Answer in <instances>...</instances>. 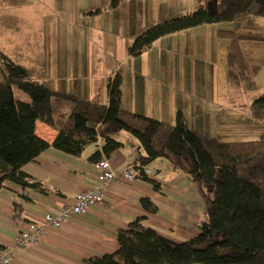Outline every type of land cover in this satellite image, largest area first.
<instances>
[{
  "label": "trees",
  "instance_id": "trees-1",
  "mask_svg": "<svg viewBox=\"0 0 264 264\" xmlns=\"http://www.w3.org/2000/svg\"><path fill=\"white\" fill-rule=\"evenodd\" d=\"M125 1L113 0L112 8ZM247 16L264 18V0H233L218 12L201 7L151 25L136 36L128 54L137 56L172 33ZM219 33L231 39V80L240 79L249 66L236 33ZM14 88L31 101L18 100ZM108 92L109 103L101 104L53 90L40 69L16 63L0 48V189L6 182L24 191L42 189L24 167L50 148L80 157L101 137L102 153L109 157L123 146L116 137L129 133L144 151L135 164L150 167L157 159H167L206 191L205 220L198 225L197 237L175 243L143 226L144 218H138L118 230L120 247L115 253L93 257L88 264H264V132L258 140L225 142L189 129L182 111L175 124L127 111L122 107L119 74L108 80ZM250 112L253 119L264 121V93L252 102ZM38 121L58 132L52 143L36 134ZM99 157L100 151L90 160L99 162ZM144 179L161 191L156 180ZM22 198L30 200L25 193ZM141 204L148 213L159 211L149 198H142ZM23 212L22 203L15 201L16 222L25 220ZM4 250L0 244V251Z\"/></svg>",
  "mask_w": 264,
  "mask_h": 264
},
{
  "label": "crops",
  "instance_id": "crops-1",
  "mask_svg": "<svg viewBox=\"0 0 264 264\" xmlns=\"http://www.w3.org/2000/svg\"><path fill=\"white\" fill-rule=\"evenodd\" d=\"M121 5L115 9L119 10ZM128 22L129 18L126 17L124 25ZM214 24L166 35L137 56L123 55L121 64L136 60L140 55L141 58H148L144 65L134 64L123 73L121 64L104 66V70H99L100 59H90L91 55L101 57L97 54L94 40L89 43V59L82 56L84 83L81 82L76 93L73 87L71 92L56 91L108 104L106 84L119 74L122 79V107L125 110L171 124L176 123L177 113L182 111L187 126L193 131L226 142L245 139L244 111L250 106L224 102L225 91L222 88H218L213 99L206 97L210 91L205 89L200 80L195 81L197 76L203 75L196 68L197 65L205 71H212L227 64L231 39L221 35ZM0 29H6L1 16ZM102 31V28L94 30L97 35L102 34ZM186 32H190L189 39L175 37ZM117 38L120 41L125 39V47L122 48L125 51L131 38L122 33ZM172 40L173 47L168 48L166 44ZM106 45L109 46V42ZM241 48L245 54L242 45ZM163 54L172 55L174 70H170V63L162 58ZM106 58L108 61L109 57ZM187 60L192 62L191 67L194 65V68L189 67ZM17 92L14 88L18 100L29 102ZM36 134L52 143L58 132L38 121ZM116 138L123 146L109 157L102 153L103 140L89 144L80 157L53 148L43 152L36 161L24 167L25 173L42 184V189L28 188L24 191L12 182L3 185L0 189V244L13 254L12 264H88V260L93 257L115 253L120 247L118 230L128 227L138 218H144L143 226L154 229L175 243H184L200 234L198 225L205 220L206 191L189 174L175 170L167 159L161 158L150 165L153 170L150 179L161 185L160 192L155 191L145 179L131 183L114 182L109 186L102 203L92 206L85 214L74 217L60 228H49L37 243L24 248L18 246L19 231L27 223L42 222L46 214L56 213L61 207L72 204L77 193L87 190L97 181V162L90 160L93 154L100 151L99 161L109 159L116 172H120L136 162L144 152L139 140L131 134L123 133ZM23 193L30 200H24ZM142 198H149L159 211L156 214L145 211L141 204ZM15 201L23 205L24 221L14 220Z\"/></svg>",
  "mask_w": 264,
  "mask_h": 264
},
{
  "label": "rangeland",
  "instance_id": "rangeland-1",
  "mask_svg": "<svg viewBox=\"0 0 264 264\" xmlns=\"http://www.w3.org/2000/svg\"><path fill=\"white\" fill-rule=\"evenodd\" d=\"M112 1L0 0L1 21L6 27L0 29L1 49L16 63L40 69L42 79L51 89L71 92L73 87L76 93L81 82L84 83L82 56L89 59L90 42L96 40L97 54L101 56L98 58L91 55L90 59H100L102 68L99 70H104V66L121 64L122 56L128 54V48L136 36L149 26L192 13L201 7L207 8L209 12L222 11L233 0H127L119 10L112 8ZM126 17L129 22L124 25ZM214 27L220 31H235V38L245 51L243 54L249 68L242 78L231 80L228 61L224 67L213 68L212 71H205L195 63L198 71L203 74L202 77L197 76L195 81L200 80L205 89L210 91L206 97L213 99L218 88H222L225 91L224 102L251 106L264 93V18L247 16L234 22H218ZM101 28L102 34L97 35L94 30ZM120 33L131 38L127 43V51L122 49L125 47V39L120 41L117 38ZM189 36L190 32H186L175 37L189 39ZM106 42H109V46ZM173 44L172 40L166 45L172 48ZM106 57H109L108 61ZM162 58L167 59L170 70H174L172 55L163 54ZM135 59L121 64V72L134 64L144 65L148 60L147 56L144 59L141 55ZM187 62L191 67L192 62ZM16 90L17 94L31 101L29 95ZM244 113L246 137L237 140H258L264 132V121L253 119L250 109ZM210 193L213 195L212 191Z\"/></svg>",
  "mask_w": 264,
  "mask_h": 264
},
{
  "label": "built area",
  "instance_id": "built-area-1",
  "mask_svg": "<svg viewBox=\"0 0 264 264\" xmlns=\"http://www.w3.org/2000/svg\"><path fill=\"white\" fill-rule=\"evenodd\" d=\"M98 140H103L101 137ZM97 181L87 190L76 194L73 203L58 209L56 213L46 214L40 223H27L18 234V246L26 247L41 240L49 228H60L76 216L85 214L92 206L102 203L109 186L117 181L126 183L153 176L150 167L140 164H130L120 172H116L109 159L95 163ZM13 254L10 251H0V264H12Z\"/></svg>",
  "mask_w": 264,
  "mask_h": 264
}]
</instances>
